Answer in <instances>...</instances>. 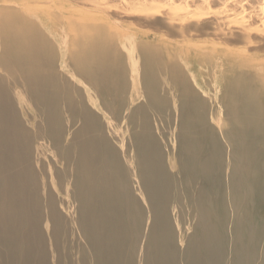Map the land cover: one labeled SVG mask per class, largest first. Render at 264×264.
I'll return each instance as SVG.
<instances>
[{"label": "bare ground", "instance_id": "bare-ground-1", "mask_svg": "<svg viewBox=\"0 0 264 264\" xmlns=\"http://www.w3.org/2000/svg\"><path fill=\"white\" fill-rule=\"evenodd\" d=\"M0 264H264V0H0Z\"/></svg>", "mask_w": 264, "mask_h": 264}]
</instances>
